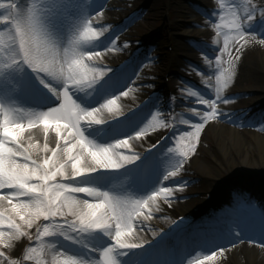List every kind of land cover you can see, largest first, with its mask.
Here are the masks:
<instances>
[{
    "label": "clouds",
    "instance_id": "9594fccd",
    "mask_svg": "<svg viewBox=\"0 0 264 264\" xmlns=\"http://www.w3.org/2000/svg\"><path fill=\"white\" fill-rule=\"evenodd\" d=\"M52 3L0 0V75L30 73L48 101L38 107L0 99V264H129L136 250L177 223L170 213L194 186L185 177H191L209 126L264 137V119L239 118L247 98L234 95L243 55L251 48L264 50V34L253 30L264 20V0H209L211 13L199 12L193 21L214 56L198 49L207 71L192 64L184 68L207 91L181 80L171 111L157 108L139 127L120 129L106 143L86 130L137 108L141 89L129 85L154 65L144 64L123 91L86 107L77 96L93 94L127 56L128 44L112 36L107 0L75 18L66 31L57 27ZM181 98L185 103L176 107ZM154 149L163 172L148 192L133 191L127 178L110 187L91 182L93 174L126 169ZM98 232L106 238L102 243L93 238ZM212 243L208 251L187 255L183 264H230L244 247L264 256V221L233 224L226 243Z\"/></svg>",
    "mask_w": 264,
    "mask_h": 264
},
{
    "label": "rangeland",
    "instance_id": "374dc122",
    "mask_svg": "<svg viewBox=\"0 0 264 264\" xmlns=\"http://www.w3.org/2000/svg\"><path fill=\"white\" fill-rule=\"evenodd\" d=\"M120 1V0H119ZM124 0L123 6L121 8L120 4L119 8H113L117 11V17L114 19L115 25L113 26V33L115 35H119L120 40L119 43H127L128 44V54L130 59L132 58L133 61L126 64L125 69L122 71V74H117L116 76L112 77L108 82L105 84L104 88L100 91L97 95V99L94 103L89 104L82 103L86 107H93L100 102H102L106 97L110 95H116L120 91H123L130 82L135 79L137 72L140 68L144 65H154V67L144 68L143 71L140 73L143 75L147 74L151 80L145 84V87H140L141 92L147 96L151 91L159 86L161 83L163 85L168 84V86L157 89L155 93V99L152 101L151 98L147 99L149 103L138 111L133 109L131 112L126 113L124 117H122L124 129H134L139 127L148 116L151 115L153 111L159 108L161 111H166L167 107H169L170 101V93L174 91L172 86L175 82H180L181 80L184 83L192 84L195 82L198 84V80L193 76H189L187 78L188 81H185L184 77H182L179 68L174 64L173 58L176 56V51L174 48L178 41H182L186 45H189L193 48L192 52V59L187 58L182 59L185 62V65L192 64L195 67L200 69L202 65L200 59L197 56V50H207V47H210L205 40L202 39V33L198 32L195 34L193 29L195 25L189 29V37L183 38L178 34L182 28L187 27L190 18H199V12H204L210 14L212 9L209 6V0L202 2L201 0ZM96 2H101V0H95ZM116 2V0H107V3ZM52 8L55 13L54 20L56 22L57 27L61 31H66L68 26L71 22L81 16L86 10L90 11L89 5L87 0H53ZM120 9V10H119ZM127 10V11H126ZM119 11V12H118ZM126 12V13H125ZM114 24V23H113ZM176 25V26H175ZM253 30L259 31L264 34V20H258L256 24L253 26ZM130 34L123 38L125 32H129ZM114 35V36H115ZM113 36V35H112ZM113 36V37H114ZM103 46V45H101ZM255 48H251L245 52L242 57L241 64L239 66V81L237 84V92L234 95L243 98H247L244 101L246 111L243 113L237 112V116L245 121H252V122H259L261 119H264V100L254 108V106L250 103L249 97L254 95L256 92L248 91V92H240V89H246L251 84H254V81L259 80V70L255 67L248 66L252 60H254ZM208 51V50H207ZM253 51V52H252ZM210 55L214 56V52H208ZM182 58V57H181ZM178 59V58H177ZM169 60L170 64L165 69L166 63ZM113 70H115L113 68ZM202 71V69H200ZM26 75L21 77V81L24 80ZM32 77V76H31ZM34 78V77H33ZM20 81V82H21ZM21 84V83H19ZM151 84L153 85L152 88L146 87V85ZM124 85V86H123ZM176 87L182 86L175 84ZM138 84L134 85L133 87H137ZM19 88V87H18ZM36 89V94L38 97L43 98L45 97L46 90H43L38 86ZM177 94V93H176ZM175 94V95H176ZM1 98L3 94H0ZM142 97V96H141ZM8 98V96H7ZM87 99L92 100L94 95L86 96ZM182 99V98H181ZM10 98L8 101H11ZM15 100V99H14ZM140 100V97H139ZM23 105L22 101H19ZM139 102V101H138ZM144 102V101H143ZM141 102V103H143ZM185 102L180 100L177 104V107L184 104ZM162 104V105H161ZM143 105V104H142ZM141 105V106H142ZM149 105V106H148ZM31 106V105H29ZM148 106V107H147ZM163 106V107H162ZM178 110V109H177ZM133 114L132 117H130ZM235 118V117H234ZM135 121V123L133 122ZM105 129H102L98 132L96 136H93L95 140L106 143L114 138H116L119 131L115 133L114 136L105 137L106 134ZM105 133V134H104ZM222 133V132H221ZM216 135V136H215ZM222 136L219 134L218 131L214 132V127L209 126L205 130V134L203 135L204 143L201 145V152L200 157L201 160L204 159L208 165L216 166V162L210 157V153L204 149V145H208L210 147H214L213 143L216 142L217 137ZM212 152L217 156H220V153L215 148H211ZM253 156L257 157L258 154L255 151L252 153ZM154 158L151 163L154 165ZM160 164L164 163L161 159H159ZM155 166V165H154ZM163 167V165L161 164ZM223 174V173H222ZM192 175V174H190ZM144 179V178H143ZM142 178H138L132 186H129L133 191L143 194L151 190L153 187H145L148 184L147 180H143ZM142 180L146 183L143 185ZM160 181V178H159ZM193 184V188L191 192L188 193L189 196L192 198H196L198 194L202 193V198H206L207 201H211L214 198V188L213 183L204 180H198V177L194 175V179L191 182ZM228 190L226 193V203H229V206L233 203L232 200L234 197H238V200H241L244 204H252L250 198L252 195L257 194V189L259 187L262 188L263 192L260 193L258 198L259 201H264V179L260 180L254 176H236L232 179L228 180L227 182ZM260 189V188H259ZM234 193H236L234 195ZM249 194V195H248ZM229 199V200H227ZM244 200V201H243ZM222 200L215 201L212 205H210L209 210L205 214L204 218H211L215 213L216 207L223 204ZM254 202L253 205L258 206L259 203L257 201ZM200 199H197L196 206L201 204ZM222 207V206H221ZM224 208V207H223ZM240 209V208H239ZM246 216H250L249 213H245ZM264 218L263 214H260L258 219L261 220ZM99 233V232H98ZM97 233V234H98ZM97 236L96 234H94ZM103 236V235H102ZM94 238V236H93ZM95 240V239H94ZM72 247V246H70ZM74 251H76L74 248ZM198 249V248H197ZM169 249H167L168 251ZM192 254V252H190ZM194 253V252H193Z\"/></svg>",
    "mask_w": 264,
    "mask_h": 264
},
{
    "label": "bare ground",
    "instance_id": "6f19581e",
    "mask_svg": "<svg viewBox=\"0 0 264 264\" xmlns=\"http://www.w3.org/2000/svg\"><path fill=\"white\" fill-rule=\"evenodd\" d=\"M201 1L204 2L206 0H201ZM123 3H124V0H120V1L116 0V2H112L111 4L107 3L109 21L112 24L114 23L113 26L115 25L114 19H116L117 17L116 16L117 11L116 9H113V8L118 9L119 6L118 7L116 6L119 4L122 8ZM193 19L194 18L188 19L189 23L187 27L182 28L180 32H178V34L182 36L183 38L189 37V34H190L189 29H191L192 26L195 25ZM192 29L195 34L198 32L197 29H194V28ZM129 34H130V31L125 32V34L123 35V38H125ZM112 35L114 36L115 34L113 33ZM207 50L210 53L213 52L211 47H207ZM174 51H176V56L173 58L172 64L175 63V65L179 68V71L182 77H184L185 81H188L187 78H189V76L187 75V72L184 71V68L186 67V65L182 59H185L186 61H187V58L192 59L193 48H191L189 45H186L182 41H178V43L176 44V47L174 48ZM253 51H255L254 60H252L251 62H248L249 63L248 66L255 67L259 70L260 72L259 80L254 81L253 82L254 84H251L248 88L240 89L238 91L256 92L254 95H251L249 97L250 103L255 108L264 100V50L255 48L253 49ZM129 58H130L129 54L127 52V56L124 57L122 62L117 65L118 66L124 65L128 61ZM169 64L170 62L168 60L166 63L165 69L169 66ZM200 69H202V71H207L206 66H204L203 64L200 66ZM140 75L143 78L140 80H136L135 83L132 85V87L135 84L136 85L138 84L137 88L145 87V84H147L148 82H151L147 74L143 73V75L142 74ZM19 81H21V77L16 76L15 73L0 75V94H4V98H3L4 100H6V96H8L9 94H12L13 95L12 98L14 99L16 98L17 100L26 101L28 99L26 94L30 93L33 87L32 85H30L29 90H27L24 86L23 88L21 86L20 87L18 86L19 87L18 89L17 85H19ZM175 84L182 85V83L180 82H175L173 85H170L172 86V88H174L173 95H175L178 91V87H176ZM98 85L99 84H97L96 86ZM166 86H168V84L163 85L161 83L159 86H157L154 89V91H151L147 96H145L144 93L141 92V90L137 95L140 97V100H142L143 102L147 98H150L153 92L157 91L159 87L164 88ZM193 86L197 87L202 92L207 91L205 86L202 85L199 81H198V84L194 82ZM97 88H95L96 89L95 91L98 90ZM80 95L85 96L84 94H80ZM94 97H95L94 100L98 98L97 96H94ZM112 122L114 121H111L110 123ZM97 128H98V125H96V127L95 125H93L91 128H88V129L92 132ZM114 131H115V127L110 129L109 132H114ZM215 131H218L219 134L222 136L217 137L216 142L213 143L214 147H210L206 144V147L204 146V149L210 153V157L216 162V166L208 165L204 159L201 160V157H200L201 148H199L198 149L199 156L192 160V167L188 172V175L191 177H187V176L185 177V179L189 180V183L193 181L194 175L198 177V180H204V181H208V183L209 182L213 183L214 184L213 190L215 193L213 200L207 201L206 198L204 197L202 198L203 192L198 194L196 198H192L191 196L187 194L188 199L186 201H183L180 204V207L177 208L174 212L170 213V215L173 218H176L178 220L177 223L171 226L169 229L165 230L163 233H161L159 237H157L150 244L145 245V246L148 247V246L156 245V241H158L160 237H162L163 235L167 233H170V232L173 233V237H174L175 235L180 233L185 228H194L196 226H200V225H197L196 223H198L200 218H204L205 214L209 210L210 205H212L215 201H218V200L223 201L224 199H226L227 197L226 193L228 190L227 182L233 177L254 176L260 180L264 179V137L257 136L255 133L250 132V131L246 133H234L230 130L228 126L214 127V132ZM202 143H204L203 136H202ZM211 148H215L216 150H218V152L220 153V156H217L216 154H214ZM255 151L258 154L257 157L253 156L252 154ZM144 156H146V158H142L140 161H137L135 165L128 166L127 168L131 170L133 167L137 166L138 164H144L145 166L149 167V171L148 172L145 171L144 177L149 178V180L150 178H152L154 179V181L158 179L159 177L161 178L163 167L160 168V170L158 171H153L150 167L151 164H149L150 162L148 158L149 155L145 153ZM124 181L125 180H123V178L114 175L111 172V170H102L98 173H95L93 174V179L91 180L92 183L98 184L101 187H110L113 184H119ZM145 187H149V185H146ZM259 188L257 189L258 192L255 198L259 197V195H261L260 193L263 192L262 188L261 187ZM197 199L198 200L200 199V202H202L198 206H196ZM237 199L238 197H234L231 202L233 204L230 206H229V203H226L225 201H223V204L221 205L222 207L218 205L215 209L217 218L222 219L225 214H234L239 208L245 209L244 208L245 206H253L250 208L255 207L253 203L244 204L242 203L241 200L237 201ZM236 218L239 219L241 218V216L237 215ZM216 235H217L216 233L213 234L214 240H210L208 243H206L205 241L200 242V243H202L204 246L212 248L214 246L212 243L213 241H215L218 244H224L227 242V240H218V238H215ZM96 239H97L96 240L97 243H102L103 239H106V238L98 237ZM169 242H170V239L167 240V243ZM189 243L190 242L188 241L185 244H189ZM159 245L166 246V242L159 241ZM193 245H194V240L193 242L190 243V245L187 246V248H185V250H189L191 252L193 249ZM166 248H168V245L166 246ZM178 252L180 253V251ZM187 254L188 252L186 253V255ZM241 256L244 258V264H264V256L260 254L259 250L256 248H248V247H244L243 249H241V251L238 254L234 255L231 258L230 264H240ZM184 258H185V255L180 254V263L183 261ZM173 263H174V255L173 253L171 254V252L168 251L165 253V255H161V256H158L156 254L154 255L151 253L146 262H140L136 264H173Z\"/></svg>",
    "mask_w": 264,
    "mask_h": 264
},
{
    "label": "snow or ice",
    "instance_id": "6c2138e0",
    "mask_svg": "<svg viewBox=\"0 0 264 264\" xmlns=\"http://www.w3.org/2000/svg\"><path fill=\"white\" fill-rule=\"evenodd\" d=\"M86 142H85V140H84V138L83 137H81V139H80V144H85ZM74 146V145H73ZM92 155H93V157H96L97 156V153L96 152H93L92 153Z\"/></svg>",
    "mask_w": 264,
    "mask_h": 264
}]
</instances>
